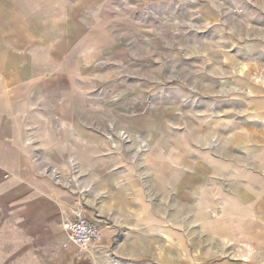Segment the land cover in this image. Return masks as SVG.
<instances>
[{
	"label": "rangeland",
	"instance_id": "obj_1",
	"mask_svg": "<svg viewBox=\"0 0 264 264\" xmlns=\"http://www.w3.org/2000/svg\"><path fill=\"white\" fill-rule=\"evenodd\" d=\"M56 1L44 0L46 13L26 28L12 25L19 37H12L18 39L13 47H20L19 39L35 46L33 53L23 51L29 76L40 78L42 93L53 95L75 131L67 133L68 140L75 138L73 148L67 141L61 145L70 153L75 149L81 163L43 168L78 203L72 213L77 207L99 209L107 201L101 195L116 189L114 181L120 190L136 180L147 189V168L162 170L167 159L172 168L156 174L153 188L170 192L172 216L187 211L179 217L187 235L182 243L165 242L158 229L152 254L140 248L146 259L117 264L218 263L196 260L216 246L195 242L197 196L215 183L197 178L195 163L227 157L244 145L250 128L259 131L264 124V0H59L61 8ZM19 16L15 10L13 18ZM4 27L9 23L0 21L1 32ZM89 137L90 158L82 147ZM89 159L92 164H84ZM105 159L119 163L106 166ZM126 167H133L132 175ZM179 170H189L188 180ZM39 249L41 258L55 252L46 240ZM223 251L213 256L223 258ZM0 264L36 262L12 258Z\"/></svg>",
	"mask_w": 264,
	"mask_h": 264
},
{
	"label": "crops",
	"instance_id": "obj_2",
	"mask_svg": "<svg viewBox=\"0 0 264 264\" xmlns=\"http://www.w3.org/2000/svg\"><path fill=\"white\" fill-rule=\"evenodd\" d=\"M43 1L0 0V21L9 23L5 31H0V37H10L0 38V261L13 258L23 262L35 260L36 264H41V260L45 264H117V261L146 259L139 249L152 254L156 230L161 229L158 234L164 241L168 238L180 241L187 235L181 223L184 218L179 219L187 211L172 216L170 192L153 188L156 174L162 170L168 174L172 168L167 159L163 160L162 170L147 168V189L141 188L133 175L134 182L128 189H118L119 183L114 181L116 189L107 188L101 195L107 201L102 200L99 209L83 208L86 218L101 228L103 236L99 243L78 250L61 227V220L70 216L78 203L55 184L54 176L43 165L56 171L59 170L57 165L81 163L75 149L70 153L66 151V144L61 145V142L67 141L68 145L74 142L73 135L68 140L67 133L75 131L70 128L69 117L55 108L53 95L42 93L40 78L34 73L29 76V58L23 51L29 49L33 53L35 46L31 41L20 39V47L12 45L18 40L12 37L19 38L15 34L18 30L13 32L12 25L26 28L29 21L42 19L41 15L46 13H42L45 11ZM54 4L64 6L59 0ZM15 10L20 16L13 18ZM12 20L18 24H12ZM23 34L20 33V38ZM43 44L46 45L44 41ZM43 47L49 52L52 50L49 46ZM259 114L264 118V110ZM82 147L88 150L90 158L94 147L90 137ZM235 149L240 150L235 153ZM235 149L225 158L195 163L197 178L215 182L211 190L203 189L197 196L199 207L193 213L195 242L216 246L212 253L202 252L196 260L217 261L216 264H264V124L259 131L250 128L244 145ZM101 163L111 166L119 162L105 159ZM84 164L91 165V159ZM123 164L132 166V162ZM126 168L127 176L132 175L133 167ZM188 171L179 170L181 179L188 180ZM4 174L7 178H3ZM111 179L101 177V180ZM156 196L162 197L158 206ZM45 240L53 245L55 252H46L41 258L39 247ZM222 249L227 250V254L215 258L216 251L221 253Z\"/></svg>",
	"mask_w": 264,
	"mask_h": 264
},
{
	"label": "built area",
	"instance_id": "obj_3",
	"mask_svg": "<svg viewBox=\"0 0 264 264\" xmlns=\"http://www.w3.org/2000/svg\"><path fill=\"white\" fill-rule=\"evenodd\" d=\"M62 227L69 241L78 249H85L102 240L101 228L89 221L80 207L72 211L71 217L64 220Z\"/></svg>",
	"mask_w": 264,
	"mask_h": 264
}]
</instances>
